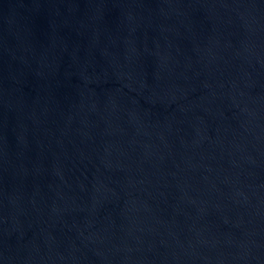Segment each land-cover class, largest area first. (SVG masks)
<instances>
[{
  "label": "water",
  "instance_id": "1",
  "mask_svg": "<svg viewBox=\"0 0 264 264\" xmlns=\"http://www.w3.org/2000/svg\"><path fill=\"white\" fill-rule=\"evenodd\" d=\"M0 264H264V0H0Z\"/></svg>",
  "mask_w": 264,
  "mask_h": 264
}]
</instances>
